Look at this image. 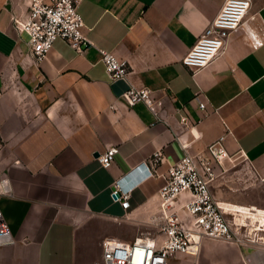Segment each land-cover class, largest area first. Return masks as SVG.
Returning a JSON list of instances; mask_svg holds the SVG:
<instances>
[{"label": "crops", "instance_id": "obj_1", "mask_svg": "<svg viewBox=\"0 0 264 264\" xmlns=\"http://www.w3.org/2000/svg\"><path fill=\"white\" fill-rule=\"evenodd\" d=\"M223 2L83 0L94 44L79 52L59 37L37 60L13 22L20 2L0 0V181L13 189L0 194L13 237L0 245V264H95L106 241H122V222L134 233L122 242L156 232L163 174L186 152L209 156L222 134L228 155L214 162L210 187L238 219L264 227V0H253L208 65L182 61ZM99 48L125 59L128 75L112 79ZM130 85L154 89L153 107L128 105ZM109 146L118 151L104 166L98 156ZM158 149L161 174L134 184ZM116 179L133 187L128 209L112 193ZM204 247L243 264L234 242L205 238Z\"/></svg>", "mask_w": 264, "mask_h": 264}, {"label": "built area", "instance_id": "obj_2", "mask_svg": "<svg viewBox=\"0 0 264 264\" xmlns=\"http://www.w3.org/2000/svg\"><path fill=\"white\" fill-rule=\"evenodd\" d=\"M20 11L14 12L13 22L20 31L29 34V52L37 60L43 59L59 37L74 49L84 51L83 45L94 42L85 32L80 12L83 0H18ZM26 3L27 6L24 5ZM253 0H224L216 17L205 28L182 61L191 69L208 65L223 50L233 31L246 19ZM107 73L112 79L123 78L130 72L129 63L111 50L99 48ZM154 89L149 86L130 85L122 99L130 106L143 101L154 105ZM201 108L207 101L201 93L195 94ZM182 121L188 122V116ZM226 134L220 135L209 145V156H196L186 152L170 164L163 174L164 184L159 189L161 212L154 220L160 228L136 236L131 242L106 241L103 247V264H199L202 241L205 238L223 239L238 244L249 251H241L243 264H264V227L253 225L247 218L238 219L236 213L216 199L210 183L216 176L214 162L221 163L228 151L224 145ZM118 148L109 146L98 159L109 166ZM163 159L161 149L156 150L145 162L148 173L134 181L160 175L156 165ZM133 187H125L121 179L114 181L112 193L121 205L130 207ZM0 194L13 195L8 178L0 181ZM127 215V214H126ZM263 232V233H261ZM13 241L10 226L5 220L0 204V245ZM95 264H99L98 261Z\"/></svg>", "mask_w": 264, "mask_h": 264}, {"label": "rangeland", "instance_id": "obj_3", "mask_svg": "<svg viewBox=\"0 0 264 264\" xmlns=\"http://www.w3.org/2000/svg\"><path fill=\"white\" fill-rule=\"evenodd\" d=\"M124 228H120L119 232H118V237L120 240L125 241L126 239H128L131 235H133L134 233H132L131 229H129V224H127V222H122L121 227ZM154 233V232H153ZM142 235V234H140ZM251 249H246L244 248V251H249ZM216 250H212L209 249L207 247H204L203 250L200 252L199 254V264H227L225 260H223L224 258H222L219 254L215 253ZM192 259V256H189L187 260ZM186 259H184V264H188L189 261H187ZM99 264H103L102 259L98 260ZM178 264V263H176Z\"/></svg>", "mask_w": 264, "mask_h": 264}, {"label": "bare ground", "instance_id": "obj_4", "mask_svg": "<svg viewBox=\"0 0 264 264\" xmlns=\"http://www.w3.org/2000/svg\"><path fill=\"white\" fill-rule=\"evenodd\" d=\"M238 208V207H237ZM256 214V213H255ZM258 219V218H257ZM260 219V218H259ZM259 229H261V228H259Z\"/></svg>", "mask_w": 264, "mask_h": 264}]
</instances>
